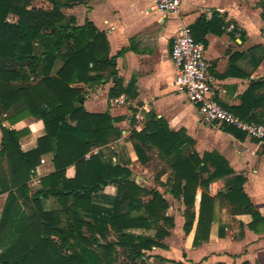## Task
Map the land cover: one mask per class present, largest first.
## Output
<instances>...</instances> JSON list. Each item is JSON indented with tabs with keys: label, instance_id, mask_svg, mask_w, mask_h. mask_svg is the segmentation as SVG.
<instances>
[{
	"label": "trees",
	"instance_id": "16d2710c",
	"mask_svg": "<svg viewBox=\"0 0 264 264\" xmlns=\"http://www.w3.org/2000/svg\"><path fill=\"white\" fill-rule=\"evenodd\" d=\"M35 1L0 0V114L9 113L11 125L34 118L45 132L35 148L23 152V132L0 127V196L6 195L0 212V264H116L120 255L127 264H163L165 259L150 253L164 248L162 242L174 228L167 200L158 190L135 183L126 167L105 158L101 149L121 138L113 125L118 119L90 114L83 107L86 90L109 81L114 83L109 98L132 89L131 83L123 89L117 75L121 53L110 57L105 34L91 22L78 26L73 17L63 15L62 9L88 0H39L47 9L35 7ZM203 25L200 19L190 29L202 45L210 32L205 29L199 37ZM57 61L62 66L53 73ZM228 111L242 121L264 125L257 116L248 117V110ZM223 127L238 139L245 136ZM128 141L142 166L156 154L170 171L159 184L184 207L185 235L196 221L193 247L208 242L217 199L232 207L234 215H250L249 230L264 232V218L243 192L245 178L234 174L218 153L200 157L183 130L172 131L155 117L142 130H132ZM94 149L97 154L87 157ZM48 154L54 171L31 193L28 182ZM70 167L72 178L66 175ZM217 180L224 181L226 192L210 196L209 187ZM108 185L117 188L114 197L100 194ZM49 200L56 208H46ZM137 230L154 234L132 232Z\"/></svg>",
	"mask_w": 264,
	"mask_h": 264
},
{
	"label": "crops",
	"instance_id": "0c3cea01",
	"mask_svg": "<svg viewBox=\"0 0 264 264\" xmlns=\"http://www.w3.org/2000/svg\"><path fill=\"white\" fill-rule=\"evenodd\" d=\"M152 1L88 0L85 4L62 9L63 15L73 17L78 26L91 22L105 34L110 57L121 53L116 58L121 87L133 85L127 95L117 98L108 95L113 81L86 90L84 109L90 114L108 113L118 119L113 125L121 131V138L101 151L113 164L126 167L137 183L141 175L134 176L133 170L147 172L146 167L153 159L151 156L145 166L137 161L128 141L129 134L132 130H142L151 117L162 119L170 130H183L193 140L192 149L200 157L216 152L228 162L234 174L242 175L245 178L243 192L264 218V142L246 135L238 139L223 126L203 122L197 107L190 104L185 95L175 91L170 59L172 42L178 31L182 27L192 29L204 19L205 25L198 34L200 37L205 29L210 31L202 46L211 65L210 76L217 103L227 111L248 110V117L257 116L264 122V0H183L178 15L156 11ZM214 13L216 17H213ZM61 66L62 63L57 61L53 73ZM77 87L86 89L83 85ZM132 94L135 97H131ZM9 115L0 114V127L23 132L20 139L23 152L35 148L37 139L45 134L42 122L30 117L11 125L6 120ZM97 152L94 149L87 157ZM50 157L51 154L42 156L43 162L30 178L31 193L40 188L41 178L54 171ZM159 162L165 168L160 182L165 183L170 171L164 162ZM66 175L72 178L74 168H68ZM224 192L223 180H217L209 187L210 196ZM116 193L114 185H108L100 192L108 197H114ZM200 194L201 190H198L194 206L196 216ZM5 198V194L0 196V212ZM164 198H167V215L173 217L174 228L162 242L164 248L152 251V255L166 260L163 264H264V232L249 230L250 215H234L232 207L217 199L209 240L193 247L196 221L192 231L185 235L182 230L184 207L168 193ZM50 202H46V208H51ZM220 231H223L222 236ZM132 232L148 235L141 230Z\"/></svg>",
	"mask_w": 264,
	"mask_h": 264
},
{
	"label": "built area",
	"instance_id": "2783aa9c",
	"mask_svg": "<svg viewBox=\"0 0 264 264\" xmlns=\"http://www.w3.org/2000/svg\"><path fill=\"white\" fill-rule=\"evenodd\" d=\"M153 7L164 15H178L183 0H153ZM170 59L174 68V88L197 107L203 122L235 129L251 139L264 142V125L242 121L219 106L216 100L211 65L202 44L192 37L188 27H182L173 39ZM122 103V101H120ZM43 162V161H40Z\"/></svg>",
	"mask_w": 264,
	"mask_h": 264
},
{
	"label": "rangeland",
	"instance_id": "374dc122",
	"mask_svg": "<svg viewBox=\"0 0 264 264\" xmlns=\"http://www.w3.org/2000/svg\"><path fill=\"white\" fill-rule=\"evenodd\" d=\"M33 5L35 7L43 8V9L49 8L47 3L39 1V0L35 1L33 3ZM9 20L13 21L14 18L10 17ZM108 150H110V149H108ZM108 150H106V154H108ZM151 156H152L153 161L146 167L147 172H143V171L141 172L139 170H135V171L133 170V175L134 176L141 175V180H139L137 182L139 185L143 186L144 188H150V189L156 188L160 193H162L164 195V197H167V188L165 186H160V184H159V183H163V182H160V179L162 178L161 175L165 171V168H164L163 164H161L159 162L158 157H156L155 154H152ZM157 178H158V180H157ZM166 200H167V198H166ZM50 207L56 208L55 203L51 201ZM147 234L149 236H152L154 233H153V231H148ZM150 254L152 255V252ZM116 264H127V262L120 255L118 257Z\"/></svg>",
	"mask_w": 264,
	"mask_h": 264
}]
</instances>
